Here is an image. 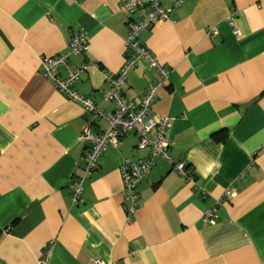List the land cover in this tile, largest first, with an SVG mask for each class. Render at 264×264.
<instances>
[{
    "label": "crops",
    "instance_id": "0c3cea01",
    "mask_svg": "<svg viewBox=\"0 0 264 264\" xmlns=\"http://www.w3.org/2000/svg\"><path fill=\"white\" fill-rule=\"evenodd\" d=\"M121 1L0 0V264H264V0H186L142 33L169 70L149 114L170 120L171 162L155 157L127 213L120 162L146 154L127 133L104 148L71 203L85 113L43 76L40 57L84 29L86 49L70 65H95L75 89L111 111L106 75L123 66L128 21L140 16ZM156 77L144 59L127 71L123 97H141ZM213 205L210 224L202 212Z\"/></svg>",
    "mask_w": 264,
    "mask_h": 264
},
{
    "label": "built area",
    "instance_id": "2783aa9c",
    "mask_svg": "<svg viewBox=\"0 0 264 264\" xmlns=\"http://www.w3.org/2000/svg\"><path fill=\"white\" fill-rule=\"evenodd\" d=\"M168 6L163 0H122L120 9L129 13L140 12V16L128 21V31L125 38L126 56L121 69L113 76L106 75L109 88L105 91L106 99L113 102V109L104 112L95 106V103L88 97L80 94L75 89V84L80 73L95 65L85 63L78 67L70 65L71 57L85 51L87 45V33L84 29H78L71 33L67 41L66 49L52 56H41V72L49 78L56 88L69 100L79 103L84 110L85 120L79 139L84 143L82 173L77 175L71 186V203L79 202L83 182L88 178L96 166L97 159L109 145H116L127 133H135L138 136L136 148L145 150L142 158H122L120 162L123 198L127 202V213H133L138 204L137 186L143 176H146L158 155L163 156L171 162L167 152L168 141L166 131L170 128V120L161 116L155 119L150 116L149 110L155 98L157 88L165 84L169 70L161 65L153 54L141 41V35L148 30L155 22L170 20L171 11L182 5L186 0H167ZM232 26L233 34L240 35L233 16L227 18ZM148 58L150 65L157 71V77L150 83L137 99L127 100L123 97L122 87L126 81L127 71ZM106 120L107 126L99 128L97 122ZM174 169L187 181L195 185L193 173L181 162L174 163ZM229 192L226 191L227 195ZM202 217L210 224L216 221V206L213 205L203 210ZM49 249H47V253ZM93 264H104L101 260H93Z\"/></svg>",
    "mask_w": 264,
    "mask_h": 264
},
{
    "label": "clouds",
    "instance_id": "9594fccd",
    "mask_svg": "<svg viewBox=\"0 0 264 264\" xmlns=\"http://www.w3.org/2000/svg\"><path fill=\"white\" fill-rule=\"evenodd\" d=\"M214 166L215 165L213 163H209L207 165L206 169H204V170L201 171V174L206 177L208 175V173H210L212 171V169H213Z\"/></svg>",
    "mask_w": 264,
    "mask_h": 264
}]
</instances>
